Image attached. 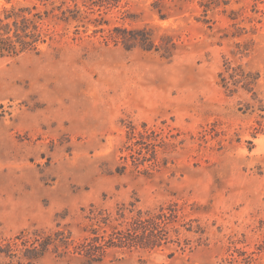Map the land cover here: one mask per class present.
<instances>
[{"label":"rangeland","instance_id":"obj_1","mask_svg":"<svg viewBox=\"0 0 264 264\" xmlns=\"http://www.w3.org/2000/svg\"><path fill=\"white\" fill-rule=\"evenodd\" d=\"M201 2L90 4L98 27L60 22L40 52L0 57V264H82L103 220L168 206L161 247L104 264H264V0ZM225 57L258 74L252 93L219 84ZM143 124L161 149L136 169L126 136Z\"/></svg>","mask_w":264,"mask_h":264},{"label":"trees","instance_id":"obj_2","mask_svg":"<svg viewBox=\"0 0 264 264\" xmlns=\"http://www.w3.org/2000/svg\"><path fill=\"white\" fill-rule=\"evenodd\" d=\"M32 5L12 4L11 6L0 7V57L18 58L24 54L40 52L44 45H51L57 41V31L55 26L62 22L65 26L73 23H84L86 29L90 25L98 27L96 20H81L86 10L82 7L93 5L99 11L103 9V1L106 4H117L120 0H34ZM44 7V10L38 6V3ZM11 4L12 0H8ZM204 8V13L208 15L210 11L223 6H229L230 0H202L200 3ZM97 10L93 13L96 14ZM164 19V18H163ZM101 25V24H100ZM240 47V46H238ZM245 51L247 49L245 48ZM244 54L241 50L238 54ZM235 55V54H234ZM219 84L229 93L235 94L240 89L241 78L244 79L245 91L252 93L258 81V74L247 70L242 63H237L229 57L224 58L223 69L218 75ZM126 151L130 157L136 160V169L146 167L144 159L149 156L152 161L156 160L161 149V142L155 131L143 124L140 130L135 125L128 127ZM148 143V146H145ZM123 159H128L125 157ZM173 209L168 207L160 208L159 211L139 212L128 218L125 226L121 229L108 220H103L105 229L110 234L102 238L98 233L94 237L85 238L75 249L79 255L82 264H104L108 249H132L141 248L154 250L162 246L165 241L162 231L167 223L171 221ZM95 216V214H94ZM112 219L113 216L110 215ZM94 221L97 218H90ZM100 220H98L99 223ZM100 223V224H101ZM45 240L41 244V249L32 255L26 256L28 260H38L43 258L49 251L50 242ZM264 251V241L258 248Z\"/></svg>","mask_w":264,"mask_h":264}]
</instances>
